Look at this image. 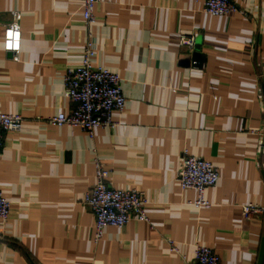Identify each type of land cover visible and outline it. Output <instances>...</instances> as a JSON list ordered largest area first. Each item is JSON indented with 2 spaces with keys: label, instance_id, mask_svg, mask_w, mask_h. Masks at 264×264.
<instances>
[{
  "label": "crops",
  "instance_id": "crops-1",
  "mask_svg": "<svg viewBox=\"0 0 264 264\" xmlns=\"http://www.w3.org/2000/svg\"><path fill=\"white\" fill-rule=\"evenodd\" d=\"M232 2L235 12L212 17L193 0H98L87 29L81 0H0V112L23 118L0 155L10 203L0 264H188L196 245L219 264L258 263L264 215L245 221L242 207L264 208V0ZM13 12L17 61L2 43ZM88 35L92 65L116 72L125 97L114 126L91 136L48 123L72 108L63 76L81 64ZM181 36L194 37L192 49ZM185 151L218 174L207 209L190 206L196 192L179 187ZM95 159L111 188L142 194L148 218L106 227L97 244L82 204Z\"/></svg>",
  "mask_w": 264,
  "mask_h": 264
},
{
  "label": "built area",
  "instance_id": "built-area-1",
  "mask_svg": "<svg viewBox=\"0 0 264 264\" xmlns=\"http://www.w3.org/2000/svg\"><path fill=\"white\" fill-rule=\"evenodd\" d=\"M98 0H81L82 15L85 26L95 23L94 8ZM201 2L205 14L212 17H224L236 11L232 0H193ZM12 21L3 29V51L18 60L20 51L21 31L20 14L11 13ZM83 47L81 64L68 70L63 76L64 97L71 102L68 114L60 113L51 117L48 123L56 127L78 128L91 136L95 128L114 126L113 115L121 113L125 106V97L121 89V79L116 72L103 67H95L91 61L95 55V44L88 35ZM193 36H181L179 45L193 48ZM262 83V100L264 111V68L259 73ZM23 118L20 115H9L0 112V155L3 148L4 135L16 133L22 128ZM264 149V132L258 143V150ZM94 183L87 190L82 204L94 216L93 242L97 244L106 227L121 229L131 221L148 223L144 212L145 200L142 194L134 189L121 190L111 188L108 182L109 170L98 159L94 160ZM179 187L182 190H193L197 198L189 203L195 209H207L211 205L205 199L204 192L218 181V174L213 165L205 160L183 153L181 169L177 174ZM10 203L0 192V221L9 217ZM264 215V208L247 204L242 207L245 221ZM172 252L177 248L169 241ZM188 264H219L215 252L205 246L196 245L192 261Z\"/></svg>",
  "mask_w": 264,
  "mask_h": 264
},
{
  "label": "water",
  "instance_id": "water-1",
  "mask_svg": "<svg viewBox=\"0 0 264 264\" xmlns=\"http://www.w3.org/2000/svg\"><path fill=\"white\" fill-rule=\"evenodd\" d=\"M263 254H264V240H263V244L261 246V252H260V256H259V260H258L257 264H262Z\"/></svg>",
  "mask_w": 264,
  "mask_h": 264
}]
</instances>
